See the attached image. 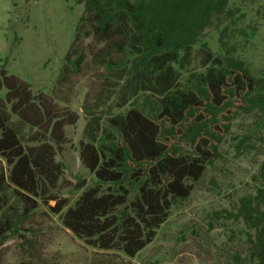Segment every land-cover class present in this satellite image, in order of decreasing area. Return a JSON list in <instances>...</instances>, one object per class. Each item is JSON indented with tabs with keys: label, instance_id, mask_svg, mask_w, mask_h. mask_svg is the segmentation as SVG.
<instances>
[{
	"label": "trees",
	"instance_id": "obj_1",
	"mask_svg": "<svg viewBox=\"0 0 264 264\" xmlns=\"http://www.w3.org/2000/svg\"><path fill=\"white\" fill-rule=\"evenodd\" d=\"M75 2L82 14L51 97H34L28 84L0 71V248L44 205L87 247L131 259L220 159L240 116L253 115L264 129V76H253L228 42L238 11L229 0ZM207 29L219 30L221 55L201 43ZM196 46L199 68L188 72ZM86 66L99 81L82 105L78 143L91 181L77 178L68 206L59 195L66 165L56 158L79 116L56 93ZM252 182L253 192L216 217L253 231L237 260L264 264V162Z\"/></svg>",
	"mask_w": 264,
	"mask_h": 264
},
{
	"label": "rangeland",
	"instance_id": "obj_2",
	"mask_svg": "<svg viewBox=\"0 0 264 264\" xmlns=\"http://www.w3.org/2000/svg\"><path fill=\"white\" fill-rule=\"evenodd\" d=\"M236 15L229 24L228 42L234 55L249 72L264 76V0H229ZM75 0H0V71L28 84L34 97L52 96L63 58L74 37L82 14ZM219 30L204 31L214 55H221ZM86 40L84 45H89ZM194 48L188 72L197 70L201 55ZM89 57H87V62ZM99 91L96 73L86 66L70 78L56 97L79 116L77 124L66 129L67 144L57 161L66 165L59 183V195L71 206L77 198L71 193L77 178L91 181L81 165L78 143L83 139L85 117L82 105ZM246 138L239 145V140ZM264 162V129L256 127L253 115H242L220 148V159L204 172L184 201L176 202L155 238L134 258L118 252L92 249L63 228L59 217L41 205L21 228L0 248V264H249L244 258L253 231L240 221L217 218L216 213L232 210L237 200L253 192L252 177ZM50 208L53 202L48 204ZM98 263H97V262Z\"/></svg>",
	"mask_w": 264,
	"mask_h": 264
}]
</instances>
